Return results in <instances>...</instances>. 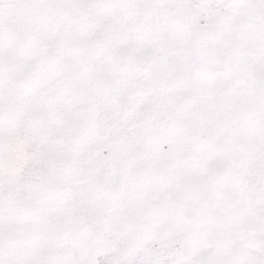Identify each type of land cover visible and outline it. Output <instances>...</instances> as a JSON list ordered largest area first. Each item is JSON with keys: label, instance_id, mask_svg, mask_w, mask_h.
I'll return each instance as SVG.
<instances>
[{"label": "snow or ice", "instance_id": "obj_1", "mask_svg": "<svg viewBox=\"0 0 264 264\" xmlns=\"http://www.w3.org/2000/svg\"><path fill=\"white\" fill-rule=\"evenodd\" d=\"M0 264H264V0H0Z\"/></svg>", "mask_w": 264, "mask_h": 264}]
</instances>
